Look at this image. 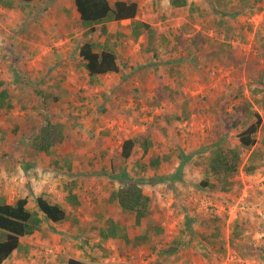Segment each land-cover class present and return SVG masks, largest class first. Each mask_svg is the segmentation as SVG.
<instances>
[{
  "label": "rangeland",
  "instance_id": "rangeland-1",
  "mask_svg": "<svg viewBox=\"0 0 264 264\" xmlns=\"http://www.w3.org/2000/svg\"><path fill=\"white\" fill-rule=\"evenodd\" d=\"M135 1L138 18L157 30L155 49L133 37L130 20L85 37L73 0H0V90L9 93L0 108V195L28 197L32 210L43 195L71 217L45 219L2 264H264V159L245 167L264 149L263 0H188L178 9ZM87 39L97 49L108 43L120 70L91 77L79 54ZM245 100L261 127L225 192L204 181L216 180L213 149L239 147L253 121L237 110ZM46 121L62 123L64 136L41 153L33 141ZM149 127L153 147L123 158V141ZM154 154L168 159L152 168ZM131 179L151 199L138 227L110 201ZM110 218L128 227L130 241L100 237ZM146 233L147 242L134 240Z\"/></svg>",
  "mask_w": 264,
  "mask_h": 264
},
{
  "label": "trees",
  "instance_id": "trees-1",
  "mask_svg": "<svg viewBox=\"0 0 264 264\" xmlns=\"http://www.w3.org/2000/svg\"><path fill=\"white\" fill-rule=\"evenodd\" d=\"M26 3L41 0H22ZM79 14V24L85 30V37H89L96 31H107L106 24L115 21L121 24L123 20H130L132 35L135 39L145 35L150 44V48L155 49L157 30L147 21L138 18L140 5L135 0H73ZM188 0H171L174 9L186 6ZM80 57L91 77L120 70V63L116 51L108 44H104L100 49L90 39L85 40L79 50ZM4 85V80L0 78V88ZM9 93L5 88L0 90V108L6 103ZM257 101V99H256ZM253 103L245 100L237 107L246 120L250 116L253 121L248 124L238 134L239 147H224L217 145L213 149L209 162V171L215 177V182L204 181L207 185H213L225 192H229L234 186V177L239 172L244 160V150H248L257 143L256 134L261 127L262 116L253 109ZM180 118V115L178 116ZM152 130L139 132L138 134L125 139L122 143V157L131 158L138 147H142L147 152L154 145ZM63 124L46 121L38 130L34 138L33 147L41 153H49L53 146L62 140ZM168 156L154 154L150 158V166L158 167L167 161ZM264 159V149L254 148L249 156L251 164L246 167V171H254L259 166V160ZM69 201L78 206L80 200L73 192L67 197ZM150 196H148L140 183L136 180H129L123 186L111 192L110 201L117 202L120 207L130 213L135 214V224L140 226L149 214ZM28 197H20L15 202L7 201L5 194L0 195V264H2L12 253L21 248V239L34 234L42 229L44 220L54 223H61L71 219L66 206L62 203L51 202L43 195L36 197L38 209L32 210L28 207ZM160 227V225L155 226ZM99 235L102 239H125L130 241V233L127 226L120 224L114 219H108L105 226L100 229ZM135 241L145 243L149 240L148 233L137 234ZM68 264H84L82 261L70 258Z\"/></svg>",
  "mask_w": 264,
  "mask_h": 264
},
{
  "label": "crops",
  "instance_id": "crops-1",
  "mask_svg": "<svg viewBox=\"0 0 264 264\" xmlns=\"http://www.w3.org/2000/svg\"><path fill=\"white\" fill-rule=\"evenodd\" d=\"M124 21H127V20H123L122 22H124ZM129 21V20H128ZM115 22V21H114ZM117 23V22H116ZM113 73H115V72H111V73H106V74H113Z\"/></svg>",
  "mask_w": 264,
  "mask_h": 264
},
{
  "label": "built area",
  "instance_id": "built-area-1",
  "mask_svg": "<svg viewBox=\"0 0 264 264\" xmlns=\"http://www.w3.org/2000/svg\"><path fill=\"white\" fill-rule=\"evenodd\" d=\"M263 7H264V0H263Z\"/></svg>",
  "mask_w": 264,
  "mask_h": 264
}]
</instances>
